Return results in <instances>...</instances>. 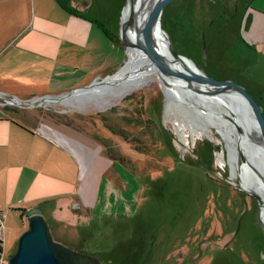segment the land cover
I'll return each instance as SVG.
<instances>
[{
  "label": "rangeland",
  "instance_id": "obj_1",
  "mask_svg": "<svg viewBox=\"0 0 264 264\" xmlns=\"http://www.w3.org/2000/svg\"><path fill=\"white\" fill-rule=\"evenodd\" d=\"M90 1V15L109 19L116 42L110 53L118 54L121 46L119 60L110 66L112 74L129 58V50L127 54L118 38L127 0ZM235 2L171 0L161 18L174 48L209 75L247 80L253 53L237 39L239 11L236 19H229ZM20 4L0 0V44L15 18L22 23L31 12L28 5L24 9ZM203 34L207 60L202 55ZM117 59L110 54V60ZM261 85L258 99L264 106ZM170 96L159 77L148 74L141 87L111 103L107 96L87 93L35 105L45 111L43 117L65 125L69 136H78L79 147L76 142L73 147L82 153L86 166L110 164L105 171L110 178V212L84 214L77 220L79 225L56 223L44 215L53 237L109 264H208L209 257L203 252L206 243L224 246L233 233L221 235L222 225L230 222L235 229L240 222L238 241L233 244L241 261L235 258L234 264H264L261 204L243 188L241 177L233 176L227 139L218 129L205 127L211 119L207 108L187 102L189 98H182L176 90ZM5 97L11 96L0 93V112L13 115L17 104ZM237 159L243 164L240 151ZM0 213L6 215L0 264H7L29 220L27 211L9 208ZM206 224L214 228L213 234L194 231ZM199 244L203 247L197 252ZM193 254L199 255L193 263L185 262Z\"/></svg>",
  "mask_w": 264,
  "mask_h": 264
},
{
  "label": "crops",
  "instance_id": "obj_2",
  "mask_svg": "<svg viewBox=\"0 0 264 264\" xmlns=\"http://www.w3.org/2000/svg\"><path fill=\"white\" fill-rule=\"evenodd\" d=\"M8 1L32 10L22 23L15 18L0 44V93L5 96L60 94L110 74V66L119 60L121 46L113 54L116 42L109 19L88 13L92 1L67 0L76 11L58 0ZM238 11L237 39L252 51L253 62L247 70L250 77L237 80L259 98L264 84V0L242 1ZM110 54L118 59L110 60ZM16 106L13 115L0 112V210L25 212L40 205L50 220L72 225H79L84 214L110 212V178L105 174L110 164L86 166L73 147H79L78 136H69L65 125L43 117L40 105Z\"/></svg>",
  "mask_w": 264,
  "mask_h": 264
},
{
  "label": "water",
  "instance_id": "obj_3",
  "mask_svg": "<svg viewBox=\"0 0 264 264\" xmlns=\"http://www.w3.org/2000/svg\"><path fill=\"white\" fill-rule=\"evenodd\" d=\"M137 1L138 0H127L123 7L121 28L118 35L120 42L126 46L128 50L132 47L140 50L148 58V60L153 63V65L157 70L160 71L161 74L170 76L175 80L183 82L184 85L187 84L197 88L198 90L207 91L212 94L220 93V89L234 90L239 95V97L246 102L250 111L252 112L260 131V140L262 145H264V113L262 111L261 104L256 99V97L244 87L243 84L233 78H215L209 75L207 72L203 74L195 72L192 75L182 74L172 67L167 57L157 47L156 43L154 42L153 31L156 23H158V28L166 40L170 52L175 57L192 60V58L179 53L174 48L169 38L168 32L162 24L161 17L164 7L171 0H155L149 9V12L146 13L140 30L137 31V40H132L127 36L129 29L135 27L136 24L135 5ZM127 6H129V12L127 15H125L124 11ZM202 55L203 58L207 60V42L204 34L202 41ZM128 59L126 60L125 65L127 64ZM114 73L107 74L100 80L95 78L86 85L75 86L74 88L60 94H43L34 99H20L14 96L5 98L9 102L18 105H36L43 102H64L72 95L90 93L93 88L99 84L102 85L105 83L107 78H109ZM203 86H207L208 88H204ZM236 128L239 132H242V128L237 121ZM241 158L242 161L245 159L243 153H241ZM252 168L258 171L259 174L264 173L254 163H252ZM251 193L259 200L261 204V196L257 192L251 191ZM27 214L29 227L20 234L17 247L10 255L7 264H107L96 254L82 252L59 240H56L51 233L49 224L44 216V210L42 206L36 205L29 208L27 210Z\"/></svg>",
  "mask_w": 264,
  "mask_h": 264
},
{
  "label": "bare ground",
  "instance_id": "obj_4",
  "mask_svg": "<svg viewBox=\"0 0 264 264\" xmlns=\"http://www.w3.org/2000/svg\"><path fill=\"white\" fill-rule=\"evenodd\" d=\"M154 2L155 0H138L136 2V24L135 27L129 29L127 34L132 40H137V31L140 30L144 17ZM124 12L125 15L128 14L129 6ZM153 31L154 42L173 68L188 75L195 72L205 73L193 59H181L170 52L169 46L158 28V23L155 24ZM129 56L126 65L124 64L121 69L107 78L105 83L93 88L90 94L107 96V100H110L111 103L114 99H121L141 87L148 74H155L163 82L168 96L176 90V93L182 98H189V100L186 99L187 102L197 107L207 108L211 119H208V124L205 127L207 130H211L212 127L218 129L227 139L233 176L239 175L243 188L257 192L261 196L262 220L264 221V173L259 174L252 168V163H254L264 172V145L260 140V131L254 116L246 102L232 89H220V93L212 94L187 84L184 85L183 82L161 74L153 63L135 47L129 49ZM203 87L208 88L207 86ZM191 97L194 98V101L191 100ZM236 121L240 124L242 132L237 130ZM238 151L245 157L241 165L237 161Z\"/></svg>",
  "mask_w": 264,
  "mask_h": 264
},
{
  "label": "flooded vegetation",
  "instance_id": "obj_5",
  "mask_svg": "<svg viewBox=\"0 0 264 264\" xmlns=\"http://www.w3.org/2000/svg\"><path fill=\"white\" fill-rule=\"evenodd\" d=\"M67 2V0H66ZM239 5H240V0H236V2L234 3V5L232 6V10H231V13L229 14V19L233 20V19H236L235 17V14L236 12L238 11V8H239ZM226 6V5H225ZM223 15V14H221ZM205 35V34H204ZM235 79V78H234ZM238 81V80H237ZM81 86V85H79ZM249 91V90H248ZM82 95H86V94H78V95H72V96H82ZM253 95V94H252ZM254 96V95H253ZM258 101L259 99L256 98ZM259 103L261 104V107L262 109L264 110V106L262 105V103L259 101ZM262 110V111H263ZM241 151V150H240ZM258 200V199H257ZM259 201V200H258ZM262 209L261 208V205H260V208H259V216H260V221L262 222L263 226H264V221L262 220ZM237 223V222H236ZM222 229L220 231L221 235L222 234H226L227 232H231L233 233L231 239L229 240V242H226L224 244V246L222 245H217V244H214V246H212V244H208L206 243V245L204 246V254L207 255L209 257V263L208 264H234V260L235 258L237 260H240V257L237 255L236 253V246L233 244L235 242H237V237L238 235L240 234V222L237 226H235V229H233V225L230 224V222L227 224V223H224L222 225ZM211 229V226H208L207 224L206 225H200L196 230L197 233H201V234H205L206 235H211L213 234V232L215 231L214 228L211 229V232H209ZM211 233V234H210ZM209 245V246H208ZM198 247V251H200V249H202L203 246H201L200 244L197 245ZM189 253V251H187ZM199 255H192V256H186L184 258L185 262L189 261V262H192L193 263V260ZM201 256V255H200ZM241 261V260H240ZM243 261L245 262V260L243 259ZM107 264L108 261H105ZM183 264V263H181ZM247 264V263H246Z\"/></svg>",
  "mask_w": 264,
  "mask_h": 264
},
{
  "label": "trees",
  "instance_id": "obj_6",
  "mask_svg": "<svg viewBox=\"0 0 264 264\" xmlns=\"http://www.w3.org/2000/svg\"><path fill=\"white\" fill-rule=\"evenodd\" d=\"M58 2H59L63 7L67 8V9H69V10H72V11H76L74 8L70 7V6L67 4L66 0H58ZM18 209L24 210V208H18ZM0 242H2V240H1Z\"/></svg>",
  "mask_w": 264,
  "mask_h": 264
},
{
  "label": "built area",
  "instance_id": "obj_7",
  "mask_svg": "<svg viewBox=\"0 0 264 264\" xmlns=\"http://www.w3.org/2000/svg\"><path fill=\"white\" fill-rule=\"evenodd\" d=\"M6 217L5 213H0V241H1V234L4 227V218Z\"/></svg>",
  "mask_w": 264,
  "mask_h": 264
}]
</instances>
